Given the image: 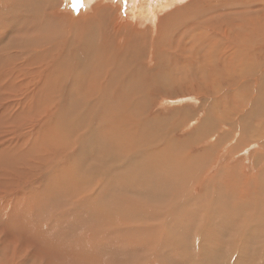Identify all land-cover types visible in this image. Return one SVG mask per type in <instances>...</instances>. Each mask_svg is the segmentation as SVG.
Segmentation results:
<instances>
[{
  "label": "bare ground",
  "instance_id": "obj_1",
  "mask_svg": "<svg viewBox=\"0 0 264 264\" xmlns=\"http://www.w3.org/2000/svg\"><path fill=\"white\" fill-rule=\"evenodd\" d=\"M126 1L0 0V264H264V0Z\"/></svg>",
  "mask_w": 264,
  "mask_h": 264
},
{
  "label": "rangeland",
  "instance_id": "obj_2",
  "mask_svg": "<svg viewBox=\"0 0 264 264\" xmlns=\"http://www.w3.org/2000/svg\"><path fill=\"white\" fill-rule=\"evenodd\" d=\"M125 1L126 0H121V3L123 5L122 7L123 15L127 11L126 10L127 1L126 2ZM66 3H67V7L69 11L75 14L78 13L77 11H80L79 3L77 4V0H66ZM11 97L12 96L8 97L7 102L4 101L3 106H0V116L2 115L1 112L5 111L4 118L2 117L0 118H2L3 121L4 120L7 121V124H5L6 126L0 128V144L2 145L0 146V150L2 148H6L8 145L9 147H15L17 144H21L22 139H24L23 133L26 134L28 132L29 134L37 135L35 132L38 131L36 129L39 124L38 121L40 120H37L36 118H32L34 110H32V107L30 106V104L21 103L23 100H20L18 98H14L15 102H12ZM17 101L19 102V104L16 103ZM174 105H176V103L167 102L164 105L166 107L164 110H167L171 106H174ZM46 114H47V111H46ZM43 122L45 123V121ZM19 134L21 137L19 136ZM24 156L27 158L28 154H24ZM39 156H43V159H45V160L39 161L40 163L49 159V157L45 153H42ZM29 157L31 158L26 160V162L30 163L31 165L37 163L34 161V158H37V156H34V152H31ZM56 164H58V160H56ZM56 167H57L56 170H58V165H56ZM22 169H24L23 175L13 173V174L8 175L9 178L7 175L6 176L4 175L5 178H3V175L0 173V182H1L0 185L6 182V180L12 183H15V184L20 180L23 184V187L25 188H27V186L29 185H33L35 187V185L38 186L39 184V187L41 186L40 185L41 181L40 180L36 181L38 177H34V178L31 177L30 175L31 170L28 169L25 164L22 165ZM39 171H46V166H44ZM42 175H49V174L48 173L40 174V176ZM10 195H14V194H10ZM10 195L8 196V198L11 200L13 196H10ZM54 210L57 211V209H54Z\"/></svg>",
  "mask_w": 264,
  "mask_h": 264
},
{
  "label": "snow or ice",
  "instance_id": "obj_3",
  "mask_svg": "<svg viewBox=\"0 0 264 264\" xmlns=\"http://www.w3.org/2000/svg\"><path fill=\"white\" fill-rule=\"evenodd\" d=\"M77 2L79 3V2H81V0H77Z\"/></svg>",
  "mask_w": 264,
  "mask_h": 264
}]
</instances>
